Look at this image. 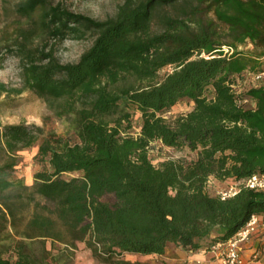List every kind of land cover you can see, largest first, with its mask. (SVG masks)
Masks as SVG:
<instances>
[{
  "label": "trees",
  "instance_id": "trees-1",
  "mask_svg": "<svg viewBox=\"0 0 264 264\" xmlns=\"http://www.w3.org/2000/svg\"><path fill=\"white\" fill-rule=\"evenodd\" d=\"M13 12L6 46L22 87L11 91L34 92L69 125L67 135L0 125V264H61L57 244L84 243L117 264L162 255L170 242L211 250L264 215V190L219 195L264 173V0H123L106 19L18 0ZM87 35L77 62L59 59L56 43ZM182 101L191 108L167 117ZM156 141L194 155L157 165ZM34 147L41 169L29 185L16 171Z\"/></svg>",
  "mask_w": 264,
  "mask_h": 264
},
{
  "label": "rangeland",
  "instance_id": "rangeland-1",
  "mask_svg": "<svg viewBox=\"0 0 264 264\" xmlns=\"http://www.w3.org/2000/svg\"><path fill=\"white\" fill-rule=\"evenodd\" d=\"M55 1L62 3L73 11L87 14L96 19H106L113 16L119 4L123 2V0ZM17 2L18 0H0V65H2L0 82L6 83L10 90L9 93L4 92L0 96V125L27 122L67 135L68 122L65 119L58 118L38 95L29 90L21 92L11 91L22 87L20 61L12 54V50L7 48L5 36L7 32L13 31L16 23L19 22L13 12ZM20 22L24 23L25 20L21 19ZM39 42V39H37L35 44ZM92 42L93 38L91 35L81 39L68 37L62 42L56 43V54L62 62H77L81 55L92 45ZM241 49L253 51L254 46L247 42L241 46ZM171 70L172 66H168L163 69L162 73ZM249 83L250 78H246L242 85L247 87ZM191 106V102L182 101L174 106L170 112L166 113V116L172 117L185 113ZM139 125L138 115H136L132 133L136 134L139 131ZM36 152V147L21 151L22 161L16 171L17 175L24 177L25 182L29 185L34 182V173L41 169V164L35 158ZM193 155L186 149L166 147L159 141L154 142L150 150V157L157 165L165 159L185 160L190 159ZM47 247L51 249L50 241H48ZM37 250L39 249L37 248ZM52 251L57 255L61 264H117L116 260L114 262H106L100 257H95L84 243H80L76 250L68 249L65 244H57ZM71 251H73L72 254ZM122 259L130 261L132 264H195L189 261V251L173 242L168 243L166 251L162 255L125 254Z\"/></svg>",
  "mask_w": 264,
  "mask_h": 264
},
{
  "label": "built area",
  "instance_id": "built-area-1",
  "mask_svg": "<svg viewBox=\"0 0 264 264\" xmlns=\"http://www.w3.org/2000/svg\"><path fill=\"white\" fill-rule=\"evenodd\" d=\"M230 49L225 47L226 52ZM256 81H259L263 78V73L256 74L254 76ZM244 186L253 190H264V173H256L253 174L241 182L231 185L227 189H223L219 191V195L225 199L234 195L240 188V186ZM264 228V216L253 213L251 214L247 223L238 230L231 238H229L224 243H216L212 246L211 250L220 251V264H245L243 256H242V245L247 242L254 232L258 230V228ZM260 254V250L257 249L254 252V259L257 258Z\"/></svg>",
  "mask_w": 264,
  "mask_h": 264
},
{
  "label": "crops",
  "instance_id": "crops-1",
  "mask_svg": "<svg viewBox=\"0 0 264 264\" xmlns=\"http://www.w3.org/2000/svg\"><path fill=\"white\" fill-rule=\"evenodd\" d=\"M264 216V215H262ZM259 249L260 254L254 259V252ZM220 251L197 250L189 251V261L195 264H220ZM242 256L245 264H264V228L260 227L251 238L242 245Z\"/></svg>",
  "mask_w": 264,
  "mask_h": 264
}]
</instances>
